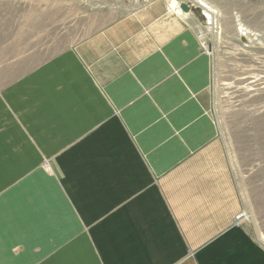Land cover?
Listing matches in <instances>:
<instances>
[{
    "label": "crops",
    "instance_id": "0c3cea01",
    "mask_svg": "<svg viewBox=\"0 0 264 264\" xmlns=\"http://www.w3.org/2000/svg\"><path fill=\"white\" fill-rule=\"evenodd\" d=\"M159 3L0 89V214L13 186L51 206L31 216L43 239L0 248V264H264L236 222L244 203L209 115L211 57ZM18 205L7 220L33 207Z\"/></svg>",
    "mask_w": 264,
    "mask_h": 264
},
{
    "label": "rangeland",
    "instance_id": "374dc122",
    "mask_svg": "<svg viewBox=\"0 0 264 264\" xmlns=\"http://www.w3.org/2000/svg\"><path fill=\"white\" fill-rule=\"evenodd\" d=\"M135 1L143 3L145 0ZM151 1L157 0H148V3ZM198 2L202 3L201 7L215 10L219 26L213 40L215 52L208 55L212 57L209 115L213 116L220 141L229 155L244 203L242 213L253 215L250 222L242 221L243 225L264 246V89L255 82L260 76L264 77L260 73L264 70V0ZM97 3L103 8L94 7ZM144 6L136 10L133 0H0V89L53 54L77 45L103 25L133 17L132 13L140 17ZM193 16L204 22L199 9H193ZM19 113L17 111L18 117ZM27 138L32 146L38 141L30 133ZM41 160L50 167V159ZM50 180L49 185H53ZM26 189L20 187L19 191L13 186L2 195L6 201H2L3 208L7 206L11 213L1 210L0 216L6 217L4 228L7 230L0 235V248L20 243L29 245L30 240L38 243L43 239L41 234L45 233L34 227L39 221L31 216L41 211L50 214L51 209L47 207L51 206L44 205L48 202L46 198L42 199L46 201L43 204H33L35 197H25ZM56 189L55 186L51 189L54 197ZM19 200L33 207L23 216L7 220L13 207L19 206ZM30 232L36 236H30Z\"/></svg>",
    "mask_w": 264,
    "mask_h": 264
},
{
    "label": "bare ground",
    "instance_id": "6f19581e",
    "mask_svg": "<svg viewBox=\"0 0 264 264\" xmlns=\"http://www.w3.org/2000/svg\"><path fill=\"white\" fill-rule=\"evenodd\" d=\"M155 2H160L159 4L161 6H164L165 7V10L168 11L167 13L169 14V16H171V17H173L175 19L177 18V19L181 20L183 23L188 24L189 26H191L192 29H193V32H195L196 29L197 30H200V31H202V30L205 29L204 26L198 25V24H200L199 22H196L195 23V21H198V20H195V18H193L194 16L190 14L192 11L190 13H186L183 10H181V4H185L186 3V0H168L167 1V4H165V2L163 3V0L162 1L161 0H157V1H153V2L151 1L150 3H148V0L143 1V3H141V2L138 3L137 1L133 0V5H134V7L137 10L141 6H144L145 5L143 7V9H144V8L148 7V5H150L152 3H155ZM201 5H202V3H201ZM94 7H98L99 9H102L103 8L101 5H98V3L95 4ZM157 7H159V6H156L155 8H157ZM203 7L209 13V15L211 17V19H210L211 21L210 22L211 23H214V26H215V24L217 25L218 22H216L215 17H214L215 16V12H214L215 10H211L212 7H210V8H205V6H203ZM152 10L154 11V9H152ZM131 12H133V10ZM146 12H147V14H150L151 11L149 10V11H146ZM137 14L138 13H136V14L135 13H132L131 15L130 14L129 15L130 16H134V15H137ZM139 14H143V12L141 11V12H139ZM139 16L142 17L143 15H139ZM208 33H211V32H208ZM214 34H215L214 31H213V33L210 34V37L209 38H211L210 39L211 41L209 40L210 43H208V48H206V49H208V51H209L208 53L210 54V56L212 55V53L214 54V52H215V49H214L215 48L214 41H215L216 36ZM205 44H207V43H205ZM201 46H202V43H201ZM261 71L262 72H260V73H263L264 74V70H261ZM260 77H261L260 79H258V80L255 81L256 83H258L256 86L261 87V89H264V77L263 76H260ZM11 159H12L11 157L5 158V160H11ZM241 214H243V216L240 217V222H242V221L250 222L252 220V218H253L252 217L253 215L251 216L248 212H244V213H241Z\"/></svg>",
    "mask_w": 264,
    "mask_h": 264
},
{
    "label": "built area",
    "instance_id": "2783aa9c",
    "mask_svg": "<svg viewBox=\"0 0 264 264\" xmlns=\"http://www.w3.org/2000/svg\"><path fill=\"white\" fill-rule=\"evenodd\" d=\"M185 4H187L189 6L190 12L192 11L191 13L189 12L191 15H193V9H197V10L199 9L201 11L202 17L204 18V22L195 21V23L196 22H199L200 24H198V25L204 26L205 29L202 30V31L196 29L195 36H196L199 44L202 43V50L208 56L210 54L208 53L209 51L206 48H208V43H210V41H211L210 40L211 38H209L210 37V34L213 33V31H214V33L219 32V26H217V25L212 26L211 25V22H210L211 21L210 20L211 17L209 15V13L203 7L200 6L201 4H200V2H198V0H186V3ZM208 32H211V33H208ZM205 43H207V44H205ZM242 216H243V214H240L236 218L237 219L236 220L237 223H241L240 222V217H242Z\"/></svg>",
    "mask_w": 264,
    "mask_h": 264
},
{
    "label": "water",
    "instance_id": "95a60500",
    "mask_svg": "<svg viewBox=\"0 0 264 264\" xmlns=\"http://www.w3.org/2000/svg\"><path fill=\"white\" fill-rule=\"evenodd\" d=\"M189 9L190 8L187 4H181V10H183L184 12L189 13L190 12Z\"/></svg>",
    "mask_w": 264,
    "mask_h": 264
}]
</instances>
